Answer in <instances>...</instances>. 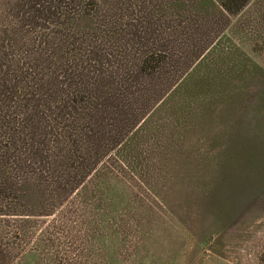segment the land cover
<instances>
[{
  "label": "rangeland",
  "instance_id": "rangeland-1",
  "mask_svg": "<svg viewBox=\"0 0 264 264\" xmlns=\"http://www.w3.org/2000/svg\"><path fill=\"white\" fill-rule=\"evenodd\" d=\"M187 1L203 56L77 190L22 189L0 264H264V0Z\"/></svg>",
  "mask_w": 264,
  "mask_h": 264
},
{
  "label": "trees",
  "instance_id": "trees-1",
  "mask_svg": "<svg viewBox=\"0 0 264 264\" xmlns=\"http://www.w3.org/2000/svg\"><path fill=\"white\" fill-rule=\"evenodd\" d=\"M185 1L0 0V215L25 186L77 190L148 112L146 94L200 60L210 40L188 55V19L170 10ZM247 1L216 0L227 13Z\"/></svg>",
  "mask_w": 264,
  "mask_h": 264
}]
</instances>
